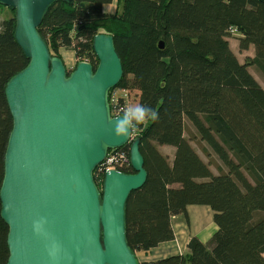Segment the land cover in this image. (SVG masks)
Returning a JSON list of instances; mask_svg holds the SVG:
<instances>
[{
  "label": "trees",
  "instance_id": "16d2710c",
  "mask_svg": "<svg viewBox=\"0 0 264 264\" xmlns=\"http://www.w3.org/2000/svg\"><path fill=\"white\" fill-rule=\"evenodd\" d=\"M113 2H57L39 31L53 55L62 57V47L73 50L78 62L88 61L95 68L99 60L94 37L112 35L124 70L116 87L131 90L133 104L159 114L158 121L136 136L141 137L148 176L127 201L129 245L134 252L148 253L175 238L173 216L188 217L191 204L208 205L217 224L211 239L203 242L193 236L188 253L154 263L264 264V87L249 70L255 66L264 76V3L117 0L116 12L104 11ZM15 28V14L0 20V189L13 129L5 89L29 63ZM234 30L240 34V49L254 47V56L244 62L228 39ZM186 120L226 169L212 171L186 138ZM191 136L196 140L195 134ZM159 145L175 147L172 160ZM125 149L130 156V146ZM123 171L134 169L129 164ZM96 172L100 185L103 175L97 177ZM8 232L0 199V264L8 262Z\"/></svg>",
  "mask_w": 264,
  "mask_h": 264
},
{
  "label": "water",
  "instance_id": "95a60500",
  "mask_svg": "<svg viewBox=\"0 0 264 264\" xmlns=\"http://www.w3.org/2000/svg\"><path fill=\"white\" fill-rule=\"evenodd\" d=\"M74 1L0 0L14 11L15 38L29 59L5 89L13 117L0 189L7 264H142L128 243L126 205L148 173L141 137L117 139L113 131L109 93L124 74L114 37H94L96 68L79 61L68 70L39 31L55 3ZM126 146L134 171L109 170L100 186L96 169Z\"/></svg>",
  "mask_w": 264,
  "mask_h": 264
},
{
  "label": "crops",
  "instance_id": "0c3cea01",
  "mask_svg": "<svg viewBox=\"0 0 264 264\" xmlns=\"http://www.w3.org/2000/svg\"><path fill=\"white\" fill-rule=\"evenodd\" d=\"M118 8L117 0L111 5ZM107 4L104 6H109ZM109 12V11H108ZM116 12V11H115ZM74 54L75 52L72 51ZM159 150L173 159L175 147L170 145H159ZM188 217L184 214H178L172 217V224L175 231V238L170 241L161 242L158 246L152 248L148 253L137 251L136 255L141 263L155 264L154 262L175 254H186L189 252V241L193 236H197L203 242H208L217 230V224L214 221V211L208 205L191 204L187 207Z\"/></svg>",
  "mask_w": 264,
  "mask_h": 264
},
{
  "label": "rangeland",
  "instance_id": "374dc122",
  "mask_svg": "<svg viewBox=\"0 0 264 264\" xmlns=\"http://www.w3.org/2000/svg\"><path fill=\"white\" fill-rule=\"evenodd\" d=\"M114 4L115 5L110 4L109 6H106L104 8V11H106V12L109 11L108 13H114L117 10L116 3H114ZM0 6H2V5H0ZM12 16H14V12L10 8H8L6 6L0 7V20H2L4 18H9ZM239 36H240V34L234 30L232 32V36L229 37L228 39L230 41V44H231L233 51L236 53V55L238 57V59L241 62H244L247 56H254V47L251 46L248 50L240 49V47H239ZM72 51L73 50H69V49H66L63 47L59 49V54L62 56L63 61H64L68 70H73L76 67V64L78 63V58L76 57V55ZM249 70L255 76V78L261 83V85L264 87V76L259 71V69L256 68L255 66H250ZM185 127H186V132H185L186 138L191 140V144L194 146V148L197 150V152L201 155V157L206 162L210 163V168L212 169V171L215 174H218L219 171L226 169L224 164L219 160V158L212 151L210 146L203 141L202 142L199 141V135L197 133V130L191 124L190 121L186 120ZM192 134L196 135V140L192 139V136H191ZM210 160H211V162H210ZM100 186H101V184H100Z\"/></svg>",
  "mask_w": 264,
  "mask_h": 264
},
{
  "label": "clouds",
  "instance_id": "9594fccd",
  "mask_svg": "<svg viewBox=\"0 0 264 264\" xmlns=\"http://www.w3.org/2000/svg\"><path fill=\"white\" fill-rule=\"evenodd\" d=\"M159 114L156 110L143 104H130L122 109L121 115L113 120V131L117 139L131 138L140 133L150 122H156ZM46 221L41 218L33 222V230L37 235L44 233ZM56 245L52 246L55 249ZM54 256V252L50 251Z\"/></svg>",
  "mask_w": 264,
  "mask_h": 264
},
{
  "label": "built area",
  "instance_id": "2783aa9c",
  "mask_svg": "<svg viewBox=\"0 0 264 264\" xmlns=\"http://www.w3.org/2000/svg\"><path fill=\"white\" fill-rule=\"evenodd\" d=\"M132 99L133 94L132 91L129 89L119 87H114L113 89H111L109 93L111 115L113 117L121 115L122 109L125 106L133 104ZM136 136L131 137L132 140L135 139ZM129 164L130 156L128 155V152L125 147L116 148L112 152L109 151L106 160L97 168L96 176L99 177V175H103V179H101L100 181L103 182L105 173L107 171L113 169L123 171V168H126Z\"/></svg>",
  "mask_w": 264,
  "mask_h": 264
}]
</instances>
